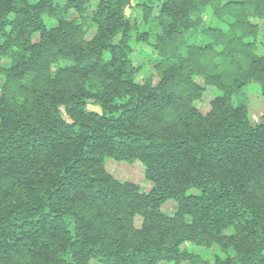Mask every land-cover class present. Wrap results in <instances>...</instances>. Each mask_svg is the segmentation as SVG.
I'll use <instances>...</instances> for the list:
<instances>
[{"label":"trees","instance_id":"trees-1","mask_svg":"<svg viewBox=\"0 0 264 264\" xmlns=\"http://www.w3.org/2000/svg\"><path fill=\"white\" fill-rule=\"evenodd\" d=\"M252 19L264 0H0V264H264Z\"/></svg>","mask_w":264,"mask_h":264},{"label":"rangeland","instance_id":"rangeland-1","mask_svg":"<svg viewBox=\"0 0 264 264\" xmlns=\"http://www.w3.org/2000/svg\"><path fill=\"white\" fill-rule=\"evenodd\" d=\"M252 23L257 24L260 27V38L264 40V23L258 19H252ZM117 40V39H116ZM138 50V56L135 57V63L138 60V63H141L142 69L140 71V76H146L151 71V50L142 45ZM6 60L2 59V63ZM2 82V76L0 75V84ZM215 93V90L209 88L205 94L204 98L198 103V107L205 111L208 108L209 99ZM241 97L247 104V108L250 116L253 120L257 121L261 116H264V94L260 91L259 86L251 82L249 83L242 93ZM105 166L107 170L116 178L120 180H129L140 185L141 189L148 190L150 184L144 178L143 167L141 163L135 162L133 164H128L124 161H115L111 158L105 159ZM163 211L171 214L175 209V203L169 202L162 207ZM136 223L139 224V220H136ZM190 249L199 253L202 258L207 259L212 262L213 255L211 254L212 250H207L198 246L190 245ZM181 264H187V261L182 262Z\"/></svg>","mask_w":264,"mask_h":264}]
</instances>
